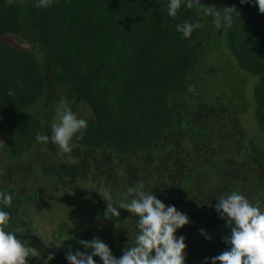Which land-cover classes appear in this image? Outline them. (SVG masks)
<instances>
[{"label": "trees", "instance_id": "trees-1", "mask_svg": "<svg viewBox=\"0 0 264 264\" xmlns=\"http://www.w3.org/2000/svg\"><path fill=\"white\" fill-rule=\"evenodd\" d=\"M37 2L0 0V156L6 174L18 176L0 187L12 197L11 206L0 200V210L10 215L6 231L22 240L29 207L58 193L103 189L114 204L130 203L128 189L142 183L143 191L188 215L190 223L176 232L186 238L185 264H211L230 250L217 199L235 191L264 211V148L246 140L243 110L191 108L198 95L195 70L206 42L222 40L241 69L263 77L254 90L257 114H263L264 14L252 0L201 2L235 6L240 14H233L231 28L218 30L196 7L182 4L177 17H169V0H52L46 8L34 7ZM184 21L202 27L184 38L176 30ZM7 37L17 45L2 42ZM50 98L66 100L76 116L81 105L92 113L69 153L51 139L36 140L37 133L51 137L50 114L43 113ZM106 203L92 205L87 221L72 230L61 224L54 235L64 246L54 247L55 258L45 264H68L69 246L85 251L77 241L96 236L122 256L133 245L138 217L120 209L119 219L105 220Z\"/></svg>", "mask_w": 264, "mask_h": 264}, {"label": "clouds", "instance_id": "clouds-1", "mask_svg": "<svg viewBox=\"0 0 264 264\" xmlns=\"http://www.w3.org/2000/svg\"><path fill=\"white\" fill-rule=\"evenodd\" d=\"M250 0H241L242 4ZM258 5L259 12L264 14V0H252ZM52 0H38L34 7L46 8ZM182 4L187 9L197 8L207 17L212 18L216 29L231 28L234 24L233 14L240 16L235 6L217 8L214 5H205L200 0H169L167 15L176 18ZM199 22H188L176 25V30L183 34L184 38L191 37L195 29H200ZM57 112L59 123L51 125V137L37 133V142L48 143L49 139L58 145L64 153L72 151L70 141L79 133L78 139H82L87 128V121L78 119L66 100H61ZM131 198L130 203L119 202L114 204L112 197L105 194L103 199L107 202L103 213V219H119L120 209L133 213L138 217L136 227L138 229L135 243L123 250V255L115 257L110 247L96 236L91 241L78 240L85 251H73L71 246L65 253L68 264H96L94 257H99L102 264H185L187 247L184 236H176L178 229L190 223L186 213L179 211L174 205H165L154 194L143 191V184L128 189ZM0 200L5 206H11L12 197L6 193H0ZM215 210L219 218L229 226L230 233L223 237L224 242L230 245V250L211 258V264H264V211L260 202L255 204L238 192H231L226 196H220L215 204ZM114 219V220H116ZM9 213L0 210V264H27L30 257H38L36 248L22 243L21 239L13 232L6 231L9 226ZM199 232L207 239L211 237L206 230L201 228ZM64 240L58 239L53 246L60 249L64 246ZM90 250V251H89ZM55 258V253H49L47 262Z\"/></svg>", "mask_w": 264, "mask_h": 264}, {"label": "rangeland", "instance_id": "rangeland-1", "mask_svg": "<svg viewBox=\"0 0 264 264\" xmlns=\"http://www.w3.org/2000/svg\"><path fill=\"white\" fill-rule=\"evenodd\" d=\"M204 1L200 0V2ZM217 37L219 36L217 35ZM2 42L17 45L13 38H4ZM195 75L198 82V95L191 101V108L198 109L200 105L215 107L228 105L233 111L241 112L243 110L239 118L246 140L263 149L264 132L259 127L257 120L264 123V113L257 114V111L262 113V110L260 108L257 110V103L254 99L255 87L263 77L252 75L241 69L222 40L206 42ZM47 76H51L50 72L47 73ZM48 85L53 86L51 79H48ZM194 90L193 88L192 91ZM51 100V103L43 110L44 117L50 114L49 117H45L48 125L59 123V113L57 112L59 104L54 99ZM47 109L49 112H46ZM77 116L87 120L92 118V113L87 106L81 105L78 107ZM72 143L70 141V145ZM2 160L0 156V187L6 188L8 183L18 180V176L15 173L11 176L7 175ZM81 191L82 189L75 188L73 193L64 194L61 192L54 195L49 203L44 204V200V203L37 207H29L27 210L29 214L28 226L21 232V241L26 246L36 248L39 256L28 258L27 264L46 263V257L54 249L53 244L56 242L54 233L61 224H67L72 230L87 221L92 205H105L106 201L102 197L107 194L105 190H99L105 194L96 193V195H89V192L87 195H83ZM33 258H37V260L39 258V261L37 262Z\"/></svg>", "mask_w": 264, "mask_h": 264}]
</instances>
